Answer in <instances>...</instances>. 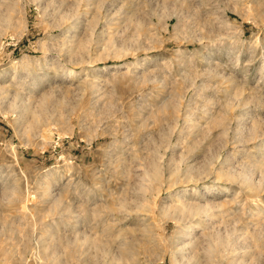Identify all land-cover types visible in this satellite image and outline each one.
<instances>
[{"label": "rangeland", "instance_id": "rangeland-1", "mask_svg": "<svg viewBox=\"0 0 264 264\" xmlns=\"http://www.w3.org/2000/svg\"><path fill=\"white\" fill-rule=\"evenodd\" d=\"M0 264H264V0H0Z\"/></svg>", "mask_w": 264, "mask_h": 264}]
</instances>
